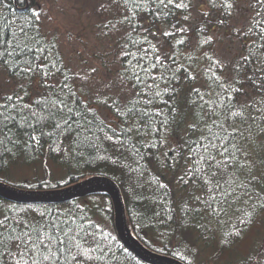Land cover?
<instances>
[{"label":"trees","instance_id":"trees-1","mask_svg":"<svg viewBox=\"0 0 264 264\" xmlns=\"http://www.w3.org/2000/svg\"><path fill=\"white\" fill-rule=\"evenodd\" d=\"M40 1L0 0V39L31 20L29 14L33 11L40 13ZM181 2L187 7L170 6L171 15L164 16L157 13V6L148 0L129 24L128 21L121 23L125 16L131 15L123 6V0H101L97 22L107 40L108 52L98 55L100 65L84 67L82 74L71 69L56 33L44 30L40 15V36L51 41L45 42L47 59L41 61L47 68L23 76L11 66L0 65L8 88L0 92V98L20 96L21 103L34 107L42 94L58 91L67 83L79 97L78 103L90 109L88 116L94 117L96 124L118 130L132 128V131L119 140L106 139L105 132L86 134L88 139L72 133L59 137L58 148L47 136L40 138L39 145L29 141L26 146L28 138L17 137L14 130L9 136H0V180L27 190H50L72 185L94 174L104 175L119 186L127 224L150 249L186 264H264V210H259L253 221L245 224L239 220L251 211V201L235 204L229 217L210 216L206 211L196 213L192 209L202 205L195 197L203 196L204 190L200 182L186 174L195 159L187 141L199 139L202 130L206 134L203 121L217 119L200 111L201 101L192 90L198 89L201 95L211 93L215 88V73L225 87L232 86L224 96L214 97L218 105L222 108L220 101L231 97L235 105L232 111L243 112V119L229 114L226 122V127L231 125L228 131L235 137L233 143L244 149L238 157L244 163L255 165L254 177L264 175V131H261L264 129V35H261L264 6L256 0H175V3ZM227 4L232 7H226ZM257 22H260L259 27ZM166 31L172 35H164ZM125 45L127 50L136 52L137 57L148 50L145 64L150 65L158 55L174 71V74L164 73L167 78L157 81L160 95L152 104L145 105L141 100L136 105L153 113L140 133L133 125L144 121H138L135 115H121L120 108L113 103L118 101L123 108L125 102L135 98L136 92L141 90L139 85L133 87L134 80L121 78L129 59L122 55ZM177 67L179 71H175ZM132 70L139 72L135 66ZM162 71L156 68L152 74L159 76ZM219 91L216 88V92ZM250 117L257 119L253 121ZM164 120L166 124L162 123ZM193 124H199V130L190 127ZM51 130L45 127V132ZM250 137L255 138L254 144ZM153 143L157 146L151 147ZM245 155L248 160L244 159ZM24 169H28L27 173H22ZM160 184L165 187L160 188ZM261 187L264 181L252 190L264 196ZM40 213H44L46 219L74 221L69 227L84 224L96 234L101 247L92 253L94 259L87 264H146L117 237L112 201L104 192L64 203H15L0 198V219L10 215L36 220ZM237 231L238 236L229 235Z\"/></svg>","mask_w":264,"mask_h":264},{"label":"snow or ice","instance_id":"snow-or-ice-1","mask_svg":"<svg viewBox=\"0 0 264 264\" xmlns=\"http://www.w3.org/2000/svg\"><path fill=\"white\" fill-rule=\"evenodd\" d=\"M147 2L148 0H123V6L131 15L125 16L121 23L128 21L129 24H132L133 17L142 10L143 5ZM151 3L157 6V13H162L164 16L171 15V11L168 10L170 6L187 7L183 2L175 3V0H151ZM256 3L264 6V0H256ZM129 5L132 7L129 8ZM213 6L215 5L213 4ZM225 6L232 7L231 4ZM29 15L31 20L20 25L18 31H12L0 39V65L5 68L11 66L16 69L17 74L23 76L33 75L39 70L47 68V65L41 61L47 59L45 53L48 49L45 42L51 43L48 41V37L41 38L40 36V13L33 11ZM184 19L187 20L188 17H184ZM259 24L260 22H257V27ZM132 30L135 31L134 24ZM180 31H184V29H180ZM164 35L171 36L172 33L166 31ZM261 35H264V32ZM179 42L183 43V41ZM52 46L55 47V44ZM153 51H155V46H153ZM122 55L129 59L126 62L127 67L120 74L121 78L134 80L133 87L139 85L141 90L136 92L135 98L127 100L123 108L120 107L118 101H113V103H116L120 108L121 115L125 117L135 115L138 121H144L143 124L133 125L136 132L140 133L151 121L153 113L145 108H137L136 105L140 104L141 100L145 105L152 104L154 99L160 95L157 81L167 78L164 73L174 74V71L158 55L154 57L150 65L145 64L148 50H144L143 56L137 57V53L127 50V45H125ZM243 59L248 60L249 57ZM133 66L139 68V72L132 70ZM52 67L55 68V64ZM156 68L163 70L159 76L152 74V70ZM91 71L95 72L96 70L92 69ZM175 71H179V67ZM189 78L193 79L194 77ZM148 81H152V83ZM213 84L215 88L211 93L201 95L198 89L192 90L201 101L200 111L209 117H217L211 122L203 121L206 134H203L202 130L199 139L187 141L188 150L195 159L193 167L186 174L194 181L200 182V187L204 190L203 196L195 197L202 207L192 209V211L196 213L206 211L210 216L229 217L235 204L242 201L247 204L251 201V211L244 213L245 218L239 220L241 224L251 223L255 214L259 210H264V196L252 190L261 181H264V175L254 177L252 172L255 165L244 163L239 159L238 153L244 149L238 143H233L235 137L228 131L231 125L226 127L229 114L243 119V112L232 111L235 105L232 103L231 97H228L227 101H220V104L223 105L222 108L214 98L217 95L224 96L232 86L225 87L224 82L215 76V73H213ZM216 88L220 89L218 93ZM205 96H208V99H205ZM0 100H2L0 102V136H9L16 130L17 137L26 136L28 138L25 141L26 146L29 145V141L39 145L40 138L45 136L52 139L59 148V137H68L72 133H75L76 137L84 136L85 139H88L86 134L95 135L96 132H105L106 139L112 140L113 137H116L119 140L122 135L132 131V128L118 130L115 127L109 128L103 124H96L95 118L88 116L90 109L86 105L81 106L78 103L79 97L71 91V87L67 83L58 91L42 94L41 99L34 102V107L27 103H21L22 97L16 95H6ZM193 103L196 102L193 101ZM128 104H132V107H127ZM124 108L127 109L126 112ZM205 109H207L206 112ZM156 115L159 116L160 113H156ZM219 116H223L224 119L219 120ZM250 118L253 121L257 119L256 117ZM162 123L166 124L167 121L164 120ZM46 126L51 127L52 130L45 132ZM190 127L198 130L200 128L199 124H193ZM108 132L111 134L108 135ZM96 139L99 137L97 136ZM250 139L254 144L255 138L250 137ZM10 142L15 143V141ZM156 146L155 143L151 145V147ZM136 151L139 152V149ZM217 156L221 158L217 159ZM244 159L248 160V156L245 155ZM183 179L184 177H181V180ZM159 187L164 188L165 185L160 184ZM261 192H264V187H261ZM236 211H241V209H236ZM39 216L40 218L36 220L13 218L10 215H5L0 219V264H9V262L10 264H62V262L63 264H77V262L87 264L88 261L94 259L92 253L101 247L102 242L84 224H80L78 227H69V224H73L74 221L53 220L50 217L46 219L44 213H40ZM229 235L238 236L239 232ZM5 257H7V261H5Z\"/></svg>","mask_w":264,"mask_h":264},{"label":"rangeland","instance_id":"rangeland-1","mask_svg":"<svg viewBox=\"0 0 264 264\" xmlns=\"http://www.w3.org/2000/svg\"><path fill=\"white\" fill-rule=\"evenodd\" d=\"M100 1L42 0L38 6L44 30L56 33L71 69L79 74L85 73L84 67L94 63L100 65L98 55L108 52L105 46L107 40L97 22L102 7ZM6 80L0 70V92L8 89ZM27 171L24 169L22 173Z\"/></svg>","mask_w":264,"mask_h":264},{"label":"water","instance_id":"water-1","mask_svg":"<svg viewBox=\"0 0 264 264\" xmlns=\"http://www.w3.org/2000/svg\"><path fill=\"white\" fill-rule=\"evenodd\" d=\"M97 192H104L110 197L117 237L138 259L146 264H186L176 257L150 249L139 240L127 224L121 190L107 176L94 174L72 185L50 190H24L0 180V197L15 203H64Z\"/></svg>","mask_w":264,"mask_h":264},{"label":"bare ground","instance_id":"bare-ground-1","mask_svg":"<svg viewBox=\"0 0 264 264\" xmlns=\"http://www.w3.org/2000/svg\"><path fill=\"white\" fill-rule=\"evenodd\" d=\"M20 189H22V188H20ZM24 190H27V189H24ZM1 198V197H0ZM3 199V198H2ZM5 200V199H4ZM6 201H8V200H6ZM114 222V221H113Z\"/></svg>","mask_w":264,"mask_h":264}]
</instances>
